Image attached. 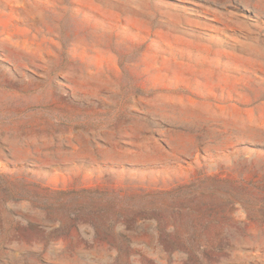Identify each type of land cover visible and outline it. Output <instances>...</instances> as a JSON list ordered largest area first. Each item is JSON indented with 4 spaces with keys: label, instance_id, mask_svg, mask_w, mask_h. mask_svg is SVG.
Listing matches in <instances>:
<instances>
[{
    "label": "rangeland",
    "instance_id": "1",
    "mask_svg": "<svg viewBox=\"0 0 264 264\" xmlns=\"http://www.w3.org/2000/svg\"><path fill=\"white\" fill-rule=\"evenodd\" d=\"M0 264H264V0H0Z\"/></svg>",
    "mask_w": 264,
    "mask_h": 264
}]
</instances>
